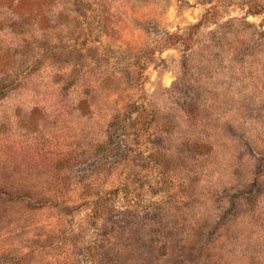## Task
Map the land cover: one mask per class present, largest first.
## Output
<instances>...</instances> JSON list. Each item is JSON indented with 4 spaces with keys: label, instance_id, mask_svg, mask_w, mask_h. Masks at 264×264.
I'll use <instances>...</instances> for the list:
<instances>
[{
    "label": "rangeland",
    "instance_id": "374dc122",
    "mask_svg": "<svg viewBox=\"0 0 264 264\" xmlns=\"http://www.w3.org/2000/svg\"><path fill=\"white\" fill-rule=\"evenodd\" d=\"M0 264H264V0H0Z\"/></svg>",
    "mask_w": 264,
    "mask_h": 264
},
{
    "label": "trees",
    "instance_id": "16d2710c",
    "mask_svg": "<svg viewBox=\"0 0 264 264\" xmlns=\"http://www.w3.org/2000/svg\"><path fill=\"white\" fill-rule=\"evenodd\" d=\"M181 37H182V36H178V35H175V36H174V38H176L179 42H180V41H183V39H182ZM177 40H176V42H177Z\"/></svg>",
    "mask_w": 264,
    "mask_h": 264
}]
</instances>
